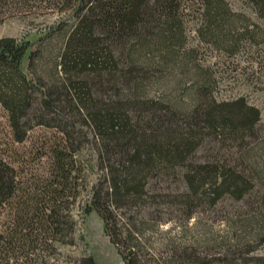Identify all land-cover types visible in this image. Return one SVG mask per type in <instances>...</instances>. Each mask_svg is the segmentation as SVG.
<instances>
[{"label": "trees", "instance_id": "1", "mask_svg": "<svg viewBox=\"0 0 264 264\" xmlns=\"http://www.w3.org/2000/svg\"><path fill=\"white\" fill-rule=\"evenodd\" d=\"M245 1L264 20V0ZM72 3V18L49 25L33 49L29 39L0 37V104L14 140L22 142L33 126L56 131L38 151L46 177L21 187L16 200L14 169L0 154V207L15 209L11 225L0 228V255L82 243V235L64 238L95 211L123 264H264V253L255 252L264 242V144L247 140L258 137V109L241 97L216 101L199 74L185 108L146 94L158 61L183 58L175 0ZM202 5L209 38L236 43L247 32L228 23L222 0ZM89 138L96 177L85 188ZM206 139V154L196 156ZM172 178L180 184L162 192ZM224 196L240 203L227 220L229 239H210L202 227L185 230L197 208ZM163 204L173 208L167 216ZM171 223L184 232L171 231ZM71 264L98 263L83 248Z\"/></svg>", "mask_w": 264, "mask_h": 264}, {"label": "rangeland", "instance_id": "2", "mask_svg": "<svg viewBox=\"0 0 264 264\" xmlns=\"http://www.w3.org/2000/svg\"><path fill=\"white\" fill-rule=\"evenodd\" d=\"M175 1L179 7L178 19L183 35L178 48L183 58H170L163 64L158 61L160 58L157 56V66L153 69L150 81L145 85L146 94L185 108L195 98L191 85L197 81L198 74L199 77L204 75L205 79L211 82L209 90L216 101L241 97L258 109V137H248L247 140L249 146L264 144V20L255 14L245 0H222L230 13L231 19L228 23L235 29L245 25L248 30L240 37L235 35L237 32L233 33V37H239L236 43H232L229 38L214 40L205 34L206 20L202 13L204 0ZM72 5V0H0V37L29 39L33 49L39 45L38 40L49 25L61 20L66 22L72 18ZM194 65L199 69V73L194 71ZM22 68L27 72V56L23 60ZM54 132L56 131L52 128L33 126L27 131L22 142L15 141L8 112L0 104V154L13 167L17 187L12 200H16V195L21 194V187H32L46 177L47 161L44 156L38 155V151L44 137L52 136ZM207 141L206 139L202 144L196 156L206 154L204 147ZM218 148H221V144ZM82 155L83 167L87 168L84 172L86 188L96 177L95 170L88 168L95 158L91 138L84 145ZM258 160H264V157ZM178 184L180 182L172 178L163 184L162 192L168 191L167 186L175 189ZM85 193L84 190L83 201L86 198ZM239 205L240 203L224 196L214 205L206 206L205 209L197 208L188 222L189 228L186 227L185 230L190 232L196 227H202L210 239H229L227 220L236 218L235 212ZM77 209V204L71 205L70 213H77ZM159 209L164 212V216H167V211L173 210L168 204L160 205ZM14 210L9 206L0 207L2 230L11 225ZM168 226L169 223L162 225L163 229ZM170 226L174 232L182 229L173 223ZM79 235L83 236L84 242H78L77 245L62 246L59 242H52L50 246L43 245L35 251L27 245L23 249L1 254L0 264H71V260L83 248L93 255L98 264H123L116 249L104 234L102 221L95 211L83 221H78L74 232L68 233L64 239H79ZM255 252L264 253V242Z\"/></svg>", "mask_w": 264, "mask_h": 264}]
</instances>
